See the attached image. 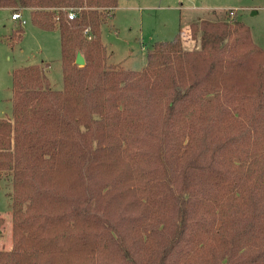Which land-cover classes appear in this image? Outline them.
<instances>
[{
    "label": "trees",
    "instance_id": "16d2710c",
    "mask_svg": "<svg viewBox=\"0 0 264 264\" xmlns=\"http://www.w3.org/2000/svg\"><path fill=\"white\" fill-rule=\"evenodd\" d=\"M117 6L0 0L59 30L63 71L62 89L49 64L12 71L0 179L13 244L0 264H264V48L215 15L190 23L192 49L178 32L124 69L102 38ZM23 37L21 24L10 43Z\"/></svg>",
    "mask_w": 264,
    "mask_h": 264
},
{
    "label": "rangeland",
    "instance_id": "374dc122",
    "mask_svg": "<svg viewBox=\"0 0 264 264\" xmlns=\"http://www.w3.org/2000/svg\"><path fill=\"white\" fill-rule=\"evenodd\" d=\"M14 11L0 8V119L12 114V71L31 63L48 65L47 74L55 89L63 88L61 43L58 29L47 31L31 22L30 11L19 10L26 23L24 37L11 44ZM228 16L250 27L254 41L264 48V0H118L113 15L102 26L107 62L124 69L141 70L147 49L156 41L171 40L178 32L184 46L194 47L189 25L201 18ZM0 214L5 223L0 232V249L13 244L11 175L0 179Z\"/></svg>",
    "mask_w": 264,
    "mask_h": 264
},
{
    "label": "built area",
    "instance_id": "2783aa9c",
    "mask_svg": "<svg viewBox=\"0 0 264 264\" xmlns=\"http://www.w3.org/2000/svg\"><path fill=\"white\" fill-rule=\"evenodd\" d=\"M74 16H75V12H71V13L69 14V17H70V18H74ZM11 17H12L13 20H17V21H19L21 24H25V23L27 22L26 19L23 18L21 12H19V11H14V12L12 13Z\"/></svg>",
    "mask_w": 264,
    "mask_h": 264
},
{
    "label": "water",
    "instance_id": "95a60500",
    "mask_svg": "<svg viewBox=\"0 0 264 264\" xmlns=\"http://www.w3.org/2000/svg\"><path fill=\"white\" fill-rule=\"evenodd\" d=\"M76 64H78L79 66H83L86 63L85 57L82 55L81 52L77 53L76 56V60H75Z\"/></svg>",
    "mask_w": 264,
    "mask_h": 264
},
{
    "label": "crops",
    "instance_id": "0c3cea01",
    "mask_svg": "<svg viewBox=\"0 0 264 264\" xmlns=\"http://www.w3.org/2000/svg\"><path fill=\"white\" fill-rule=\"evenodd\" d=\"M6 9V8H5ZM8 9V8H7ZM10 10V9H9ZM12 18V17H11Z\"/></svg>",
    "mask_w": 264,
    "mask_h": 264
}]
</instances>
